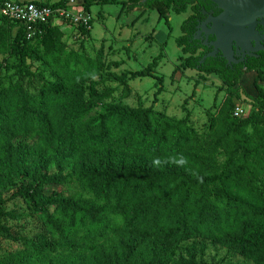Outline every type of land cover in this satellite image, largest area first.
I'll return each mask as SVG.
<instances>
[{
    "label": "trees",
    "instance_id": "1",
    "mask_svg": "<svg viewBox=\"0 0 264 264\" xmlns=\"http://www.w3.org/2000/svg\"><path fill=\"white\" fill-rule=\"evenodd\" d=\"M123 8L155 10L165 23L189 9L175 39L180 67L216 77L224 97L198 132L187 114L129 106L102 89L97 78L109 66L101 49L93 58L68 50L49 24L28 38L0 14V239L24 249L6 264H221L207 258L212 248L264 264V52L239 64L206 56L211 47L194 38L196 26L221 12L208 0H125ZM155 67L115 77L125 83ZM246 72L255 74L258 111L236 117ZM15 198L28 213L5 209ZM26 217L40 224L32 237L9 223Z\"/></svg>",
    "mask_w": 264,
    "mask_h": 264
},
{
    "label": "rangeland",
    "instance_id": "2",
    "mask_svg": "<svg viewBox=\"0 0 264 264\" xmlns=\"http://www.w3.org/2000/svg\"><path fill=\"white\" fill-rule=\"evenodd\" d=\"M30 1V0H12ZM52 4L60 0H34ZM125 0L114 2L92 1L87 11L92 18V27L88 34L81 35L72 24L56 26L63 34V41L68 50L83 52L93 58L99 49L104 53L106 72L99 76L102 89H112L113 97L129 106H153L156 110L164 112L169 117L181 119L186 114L190 124L198 131L205 130L209 116V108L214 102L220 103L224 91L220 90V81L214 76L206 75L201 79L199 73L193 69L180 67V48L175 39L181 35L180 25L190 14V10L176 14H168V23L160 18L155 10L143 11L135 8L126 11L123 8ZM76 5L71 10L82 8L83 0H75ZM3 55L0 54V59ZM156 67L151 75L127 80L120 83L115 76L124 72L140 71L152 61ZM31 69L40 68L39 65H30ZM43 72V76H46ZM254 72H246L239 82L240 98L238 105L244 110V115L253 114L258 107L253 104L252 97L256 95L253 85ZM161 78L158 82L157 78ZM196 82V85H195ZM264 89V82H259ZM125 86V89L123 88ZM125 90H128L125 91ZM14 142H22L34 148V140L30 136L17 135ZM52 164V163H51ZM18 180L14 179L13 185ZM7 188H3L8 196ZM51 187L49 191L53 190ZM70 192L61 186L55 187ZM78 190H73V192ZM72 192V188H71ZM6 210L17 213H28L25 202L20 198L7 201ZM3 219L0 217V224ZM10 224H19L23 235L32 237L34 232L40 230V224L34 217L9 220ZM20 243L0 239V264H6L8 259H15L23 252ZM208 259L214 258L221 264H252L239 257H232L223 249L212 248Z\"/></svg>",
    "mask_w": 264,
    "mask_h": 264
},
{
    "label": "built area",
    "instance_id": "3",
    "mask_svg": "<svg viewBox=\"0 0 264 264\" xmlns=\"http://www.w3.org/2000/svg\"><path fill=\"white\" fill-rule=\"evenodd\" d=\"M75 0H67L63 6H51L36 1H5L0 5V14L20 25L26 37L33 38L44 32V26L60 24L81 25L91 28L92 18L83 7L71 10ZM234 116H241L244 110L240 105L233 108Z\"/></svg>",
    "mask_w": 264,
    "mask_h": 264
},
{
    "label": "flooded vegetation",
    "instance_id": "4",
    "mask_svg": "<svg viewBox=\"0 0 264 264\" xmlns=\"http://www.w3.org/2000/svg\"><path fill=\"white\" fill-rule=\"evenodd\" d=\"M214 27L215 24L210 20V15L196 26L194 38L207 48L211 47L206 56L221 53L228 64H239L247 57L264 52V18L257 20L253 24V29L241 37L243 39L241 45L236 44L235 37H224L219 40Z\"/></svg>",
    "mask_w": 264,
    "mask_h": 264
},
{
    "label": "water",
    "instance_id": "5",
    "mask_svg": "<svg viewBox=\"0 0 264 264\" xmlns=\"http://www.w3.org/2000/svg\"><path fill=\"white\" fill-rule=\"evenodd\" d=\"M208 1L221 11L217 16L210 15V20L215 24L214 32H217L219 40L224 37H235L236 44L241 45L243 41L241 37L253 29V24L257 20L264 18V0Z\"/></svg>",
    "mask_w": 264,
    "mask_h": 264
},
{
    "label": "crops",
    "instance_id": "6",
    "mask_svg": "<svg viewBox=\"0 0 264 264\" xmlns=\"http://www.w3.org/2000/svg\"><path fill=\"white\" fill-rule=\"evenodd\" d=\"M30 1H34V0H30ZM36 2H38V1H36Z\"/></svg>",
    "mask_w": 264,
    "mask_h": 264
}]
</instances>
